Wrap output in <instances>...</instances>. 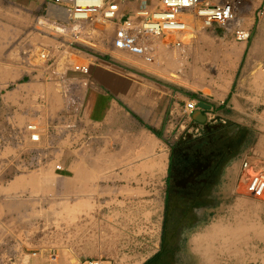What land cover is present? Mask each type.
<instances>
[{"label": "rangeland", "instance_id": "1", "mask_svg": "<svg viewBox=\"0 0 264 264\" xmlns=\"http://www.w3.org/2000/svg\"><path fill=\"white\" fill-rule=\"evenodd\" d=\"M41 1L37 3L36 28H0V105H10V101H3L5 96L18 83L24 84L28 76L65 75L67 69L76 72L75 66L85 65L76 61L80 51L105 54L108 46L115 47L118 18L131 15L127 9L114 21L95 17L83 23L68 22L53 14L54 6L48 1ZM242 1L236 24L244 32L247 28L253 31L246 32L245 41L237 42L231 31L219 28H203V37L197 40L187 33L176 38L167 36L170 40L165 44L162 41L167 37L138 39L142 45L137 47L145 51L137 57L150 66L156 64L158 51L154 46L158 41L167 59V76L191 97L168 115L170 127L161 133L162 161L150 156L147 169L133 163L124 178H95L99 186L108 187L107 191L94 194L85 216L76 217L71 211L65 216L53 214L45 245L35 242L30 246L26 238L14 232L24 244L23 261L264 264V243L260 239L264 236V199L246 193L240 169L245 157L264 161V146L258 144L264 136V64H259L264 60V48L257 54L250 85L242 82L248 52L257 36H264V0ZM176 41L181 42L180 47L175 46ZM261 42L263 45L264 39ZM242 44L246 47L237 50ZM41 54H45L44 59ZM66 83L59 86L55 78L48 79L64 106ZM235 99L238 102L234 106ZM189 100L211 106L204 111V124L186 114ZM63 217L76 224H62ZM1 223L0 217V239L4 235ZM223 230L230 235L223 236ZM51 254L56 256L54 263L49 261Z\"/></svg>", "mask_w": 264, "mask_h": 264}, {"label": "crops", "instance_id": "2", "mask_svg": "<svg viewBox=\"0 0 264 264\" xmlns=\"http://www.w3.org/2000/svg\"><path fill=\"white\" fill-rule=\"evenodd\" d=\"M120 2L121 11L128 9L132 17L137 0ZM37 3L42 1L0 0V28H36ZM157 42L150 44L158 51L154 66L113 45L105 54L80 51L76 61L89 66L88 75L67 69L65 75L28 76L5 96L3 101L11 103L0 105V264H23L24 244L17 236L30 246L45 245L53 214H88L94 194L108 189L95 178H124L133 163L147 169L150 156L162 161L168 115L191 97L167 76V59ZM53 78L59 86L70 80L78 87L75 110L49 87ZM31 123L38 128L36 142L27 129ZM61 223L73 222L64 218Z\"/></svg>", "mask_w": 264, "mask_h": 264}, {"label": "built area", "instance_id": "3", "mask_svg": "<svg viewBox=\"0 0 264 264\" xmlns=\"http://www.w3.org/2000/svg\"><path fill=\"white\" fill-rule=\"evenodd\" d=\"M61 8L73 22H87L95 17L104 21H114L121 12L120 0H45ZM242 0H139L131 17L118 18L115 32V47L142 54L145 50L137 47L136 42L145 36H180L185 33L187 25L182 15L189 13L199 19L204 29L219 28L231 31L237 41H245L243 31L235 26L238 10ZM176 41L175 46L180 47ZM41 58H45L42 54ZM74 70L82 75L89 74L88 65L76 66ZM63 96L66 106L75 110L79 104L78 87L66 85ZM198 101L189 100L185 112L191 114L198 109ZM31 134H37V127H27ZM39 136V135H38ZM31 135V140H37ZM241 180L246 193L255 199H264V161L245 157L241 162ZM49 261L54 263L56 256L51 254ZM79 264H112L105 259L84 260Z\"/></svg>", "mask_w": 264, "mask_h": 264}, {"label": "bare ground", "instance_id": "4", "mask_svg": "<svg viewBox=\"0 0 264 264\" xmlns=\"http://www.w3.org/2000/svg\"><path fill=\"white\" fill-rule=\"evenodd\" d=\"M244 8V7H243ZM52 12H53V14L55 13V15L57 14V15H59V16H61V19L62 18H66V21L68 20V22L70 21V19L66 16V14H65V12L61 9V8H59V7H57V6H54L52 9ZM182 18L184 19V20H186V25H187V28H186V31H185V33H187L186 35L187 36H189V38L190 39H195V40H197L198 38H202L203 37V33H202V29H203V27L201 26V23H200V21H199V19L198 18H196L195 16H193V15H190L189 13H185V14H183L182 15ZM241 18V17H240ZM237 22H239V20L237 19V21L235 22V26L237 25L236 23ZM78 23H83V22H78ZM239 24V23H238ZM242 25V24H241ZM197 26H200V27H197ZM103 27H104V25H103ZM105 28V27H104ZM262 31V30H261ZM247 32V31H246ZM246 32H244V30H243V38H245L244 40H247L248 39V36H247V34H246ZM185 33H183V34H185ZM183 34H181V35H183ZM259 34V33H258ZM174 38H176V36H174ZM262 39H264V36L262 35V34H259L258 36H257V38H256V40H255V42H253L254 44L252 45V47L250 48V51L248 52L249 53V55H248V60H247V62H246V65H245V68H244V72H243V75H244V77H243V84H248V85H250V82H251V79L253 78V73H252V68H253V65H255L256 64V61H257V54L259 53V51L261 50V48H262ZM168 40H170V38H166V39H163V41H162V44H165V43H168ZM238 42V41H237ZM264 45V44H263ZM41 56H42V54H41ZM72 58V57H71ZM70 60V59H69ZM72 60V59H71ZM70 63V62H69ZM260 64V63H259ZM80 65V64H79ZM237 66V65H236ZM263 66V65H262ZM76 67V66H75ZM255 67V66H254ZM260 70H262V69H260ZM260 70H258V71H260ZM257 72V71H256ZM262 73H263V71L262 72H260L259 73V75H262ZM257 74V73H256ZM264 85V84H263ZM250 87V86H249ZM261 89H262V87H261ZM248 90H249V88H248ZM237 100L235 99L234 100V106L237 104ZM262 121V120H261ZM259 134V133H258ZM32 136H34V138H36V136H37V141L39 140V136L38 135H36V134H31ZM260 135V134H259ZM261 136V135H260ZM30 138H31V136H30ZM259 143V145L260 146H264V136L262 137V139H260V141H258ZM256 160H258V158L256 159ZM243 201H245V202H249L247 199H242ZM237 221V220H236ZM235 221V222H236ZM234 224V223H233ZM225 233V234H224ZM253 233H254V235L256 236V233H255V231L253 230ZM237 234H238V236L240 237V238H242V230H239L238 232H237ZM237 234H234V233H232V236H234V237H238L237 236ZM222 235L223 236H225V237H228V235H230V233L228 232V230H223L222 231ZM237 238V240H241L240 238ZM231 238V237H230ZM260 239H261V241H263V243H264V236H260ZM205 240V239H204ZM256 242V241H255ZM258 242V241H257ZM28 257V256H27ZM23 259V258H22ZM23 264H27V260H25L24 262H23Z\"/></svg>", "mask_w": 264, "mask_h": 264}, {"label": "water", "instance_id": "5", "mask_svg": "<svg viewBox=\"0 0 264 264\" xmlns=\"http://www.w3.org/2000/svg\"><path fill=\"white\" fill-rule=\"evenodd\" d=\"M210 109V105L199 102L198 109L191 114V119L199 124H204L207 121V117L204 114V111H209Z\"/></svg>", "mask_w": 264, "mask_h": 264}]
</instances>
